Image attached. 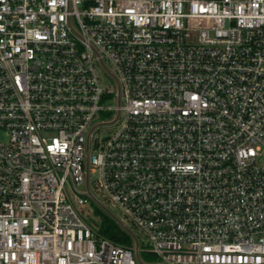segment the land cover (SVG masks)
<instances>
[{
  "label": "built area",
  "instance_id": "2783aa9c",
  "mask_svg": "<svg viewBox=\"0 0 264 264\" xmlns=\"http://www.w3.org/2000/svg\"><path fill=\"white\" fill-rule=\"evenodd\" d=\"M140 256L264 264V0H0V264Z\"/></svg>",
  "mask_w": 264,
  "mask_h": 264
},
{
  "label": "trees",
  "instance_id": "16d2710c",
  "mask_svg": "<svg viewBox=\"0 0 264 264\" xmlns=\"http://www.w3.org/2000/svg\"><path fill=\"white\" fill-rule=\"evenodd\" d=\"M95 212L99 219L97 226L99 235L116 244L130 245L128 235L120 230L112 219L98 209H95Z\"/></svg>",
  "mask_w": 264,
  "mask_h": 264
},
{
  "label": "rangeland",
  "instance_id": "374dc122",
  "mask_svg": "<svg viewBox=\"0 0 264 264\" xmlns=\"http://www.w3.org/2000/svg\"><path fill=\"white\" fill-rule=\"evenodd\" d=\"M102 134H104L103 132H102ZM109 207V206H108ZM95 205L93 204V203H90L89 205H87V206H82L81 208H80V210L84 213V214H86V216H88V217H90V216H96L97 217V215H96V212H95ZM110 209H111V212L114 214V215H116L118 218H120V216H121V214L119 213V211L117 210V209H114V208H111V207H109ZM98 218V217H97ZM91 221V220H90ZM92 222V221H91ZM93 223V222H92ZM138 235V234H137ZM139 238V240H140V237H138ZM131 241V240H130ZM141 244V246L143 245L142 243H140ZM140 258H141V261L142 262H144L145 264H150L149 262V260H147V259H145V258H143V256H140Z\"/></svg>",
  "mask_w": 264,
  "mask_h": 264
}]
</instances>
